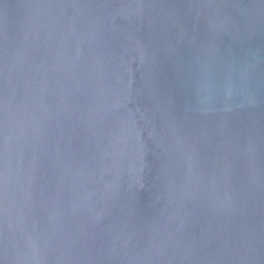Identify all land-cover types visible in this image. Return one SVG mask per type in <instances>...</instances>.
Wrapping results in <instances>:
<instances>
[{"label":"water","instance_id":"obj_1","mask_svg":"<svg viewBox=\"0 0 264 264\" xmlns=\"http://www.w3.org/2000/svg\"><path fill=\"white\" fill-rule=\"evenodd\" d=\"M0 264H264V0H0Z\"/></svg>","mask_w":264,"mask_h":264}]
</instances>
